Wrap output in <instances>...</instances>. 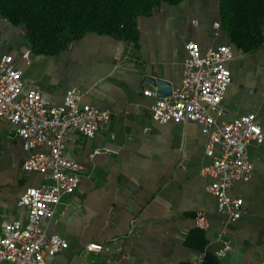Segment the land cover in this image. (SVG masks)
<instances>
[{
  "label": "crops",
  "instance_id": "0c3cea01",
  "mask_svg": "<svg viewBox=\"0 0 264 264\" xmlns=\"http://www.w3.org/2000/svg\"><path fill=\"white\" fill-rule=\"evenodd\" d=\"M215 23L218 0L162 3L137 17L136 40L88 32L55 55L32 53L27 65L21 58V51L29 48L22 28L0 16V54L12 56L26 86L38 88L56 104L73 87L83 102L110 112L104 129L93 137L72 133L65 142L64 154L82 169L74 192L62 197V212L40 221L47 233H58L68 242L67 249L47 257L45 264L197 262L205 252L215 256L222 246L215 236L224 226L230 249L222 258L215 256L216 264L264 261V138L248 146L250 179L229 189L242 199L244 213L227 223L206 190L211 177L202 169L211 158L205 154L201 126L153 121L150 104L155 95L145 93L155 90L143 79L147 74H159L173 89L179 87L188 41L201 49L228 44L234 53L227 63L231 81L217 119L254 114L264 135V42L243 53ZM104 143L117 152L90 156ZM29 153L13 126L0 119V227L25 220L26 211L17 206L19 195L48 182L44 175L21 168ZM198 211L210 222L203 232L194 226ZM87 243L100 244L102 250L86 253Z\"/></svg>",
  "mask_w": 264,
  "mask_h": 264
},
{
  "label": "built area",
  "instance_id": "2783aa9c",
  "mask_svg": "<svg viewBox=\"0 0 264 264\" xmlns=\"http://www.w3.org/2000/svg\"><path fill=\"white\" fill-rule=\"evenodd\" d=\"M214 26L218 28L219 23ZM184 50L179 87L166 97L145 91L155 95L150 115L159 124L195 122L201 126L206 137L205 154L211 158V163L202 169L203 174L211 177L206 190L215 198L217 211L226 217V222H234L244 213L243 201L231 195L229 189L235 182L250 179L253 163L248 157V146L253 141L261 143L264 135L254 114L225 122L217 119V113L222 112L220 102L231 81L227 63L234 57L232 47L221 44L201 49L197 42L188 41ZM21 58L31 64V50L24 48ZM109 118V110L83 102L82 94L73 87L65 91L61 103L50 102L38 88L26 86L11 55L0 54V119L13 126L23 149L30 152L21 168L48 179L38 187L25 188L19 195L17 206L26 211L25 220L6 221L0 227V260L7 264H45L47 257L68 248L62 235L47 233L40 221L62 212V197L74 192L78 185L81 165L64 154L69 135L79 133L91 138L104 129ZM40 147L46 150H37ZM115 152L117 148L111 143H104L94 147L90 156ZM193 221L202 231L210 228L202 211L195 213ZM227 235L225 226L216 233L222 244L215 251L218 258L230 249ZM83 250L99 252L102 245L87 243Z\"/></svg>",
  "mask_w": 264,
  "mask_h": 264
},
{
  "label": "trees",
  "instance_id": "16d2710c",
  "mask_svg": "<svg viewBox=\"0 0 264 264\" xmlns=\"http://www.w3.org/2000/svg\"><path fill=\"white\" fill-rule=\"evenodd\" d=\"M181 1L0 0V16L22 28L32 53L55 55L88 32L136 40L138 16ZM218 11L220 28L235 48L251 53L262 46L264 0H218ZM215 256L205 252L186 264H216Z\"/></svg>",
  "mask_w": 264,
  "mask_h": 264
},
{
  "label": "water",
  "instance_id": "95a60500",
  "mask_svg": "<svg viewBox=\"0 0 264 264\" xmlns=\"http://www.w3.org/2000/svg\"><path fill=\"white\" fill-rule=\"evenodd\" d=\"M154 90L157 97H166L172 93L173 87L169 80L156 75H145L143 78ZM152 91V90H151Z\"/></svg>",
  "mask_w": 264,
  "mask_h": 264
},
{
  "label": "rangeland",
  "instance_id": "374dc122",
  "mask_svg": "<svg viewBox=\"0 0 264 264\" xmlns=\"http://www.w3.org/2000/svg\"><path fill=\"white\" fill-rule=\"evenodd\" d=\"M0 264H7V262L4 260H0Z\"/></svg>",
  "mask_w": 264,
  "mask_h": 264
}]
</instances>
